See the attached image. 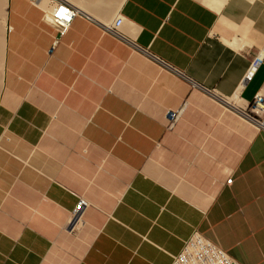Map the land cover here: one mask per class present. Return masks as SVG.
<instances>
[{"label":"crops","instance_id":"crops-1","mask_svg":"<svg viewBox=\"0 0 264 264\" xmlns=\"http://www.w3.org/2000/svg\"><path fill=\"white\" fill-rule=\"evenodd\" d=\"M61 1L0 0V264H173L196 230L264 264V0H124L64 35Z\"/></svg>","mask_w":264,"mask_h":264},{"label":"built area","instance_id":"built-area-1","mask_svg":"<svg viewBox=\"0 0 264 264\" xmlns=\"http://www.w3.org/2000/svg\"><path fill=\"white\" fill-rule=\"evenodd\" d=\"M79 14V11L73 7L68 1L59 2L58 7L54 10L53 16L58 24V29L61 35H64L69 29L73 19ZM122 16L113 22L111 25L107 26L106 29L109 33L117 37L120 41L126 43H131V41L122 35L121 26H122ZM60 41V38L57 39V43ZM260 54L256 57L252 66L247 72L246 78L251 80L257 71V68L262 62V59L259 60ZM262 103V97H258L253 105L252 110L254 114H248V117L253 119L255 123L259 126L264 127V111L258 113L257 109ZM181 110L179 111H169L168 113V122L172 126L179 118ZM88 202L85 199H80L72 217L71 224L76 220L78 222L80 218V213L84 206H87ZM75 223V224H76ZM173 264H242L237 259H235L227 250L220 246L217 242L208 238L205 234L196 230L190 239L187 241L183 251L175 256Z\"/></svg>","mask_w":264,"mask_h":264},{"label":"bare ground","instance_id":"bare-ground-1","mask_svg":"<svg viewBox=\"0 0 264 264\" xmlns=\"http://www.w3.org/2000/svg\"><path fill=\"white\" fill-rule=\"evenodd\" d=\"M68 2L77 10H82L99 21L108 23L124 0H68ZM261 55L262 53L259 56V60H261ZM260 108H263L264 111V105H261L259 109H257L258 113H262Z\"/></svg>","mask_w":264,"mask_h":264},{"label":"water","instance_id":"water-1","mask_svg":"<svg viewBox=\"0 0 264 264\" xmlns=\"http://www.w3.org/2000/svg\"><path fill=\"white\" fill-rule=\"evenodd\" d=\"M75 223H76V220H75V222L71 225V227H70L71 229L74 227Z\"/></svg>","mask_w":264,"mask_h":264},{"label":"rangeland","instance_id":"rangeland-1","mask_svg":"<svg viewBox=\"0 0 264 264\" xmlns=\"http://www.w3.org/2000/svg\"><path fill=\"white\" fill-rule=\"evenodd\" d=\"M103 22V21H102ZM103 23H107V22H103Z\"/></svg>","mask_w":264,"mask_h":264}]
</instances>
